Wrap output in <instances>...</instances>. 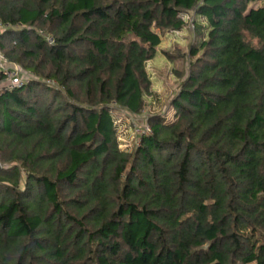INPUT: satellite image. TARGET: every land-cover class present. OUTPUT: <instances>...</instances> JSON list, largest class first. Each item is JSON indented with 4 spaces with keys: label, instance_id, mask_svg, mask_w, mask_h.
I'll use <instances>...</instances> for the list:
<instances>
[{
    "label": "trees",
    "instance_id": "trees-1",
    "mask_svg": "<svg viewBox=\"0 0 264 264\" xmlns=\"http://www.w3.org/2000/svg\"><path fill=\"white\" fill-rule=\"evenodd\" d=\"M260 1L0 0L29 75H0V264H264ZM191 25L174 122L122 150L115 113L144 112L149 62Z\"/></svg>",
    "mask_w": 264,
    "mask_h": 264
},
{
    "label": "rangeland",
    "instance_id": "rangeland-1",
    "mask_svg": "<svg viewBox=\"0 0 264 264\" xmlns=\"http://www.w3.org/2000/svg\"><path fill=\"white\" fill-rule=\"evenodd\" d=\"M264 4L261 0L257 5ZM190 20L192 16H189ZM0 28V32H1ZM194 38L193 25L182 33L173 34L164 38L160 51L156 58L149 62L147 69L152 79L154 94L148 99L147 107L141 115L130 116L125 113H115L118 123V142L122 150L133 152L139 144V135L150 133L148 118L152 114L162 113L168 122H174L175 112L171 108V102L178 92L180 79L175 72L179 71L183 76L188 71V63L178 57L189 52V46ZM168 52L172 59L164 55ZM177 57V59H175ZM29 75L26 76L25 81Z\"/></svg>",
    "mask_w": 264,
    "mask_h": 264
},
{
    "label": "built area",
    "instance_id": "built-area-1",
    "mask_svg": "<svg viewBox=\"0 0 264 264\" xmlns=\"http://www.w3.org/2000/svg\"><path fill=\"white\" fill-rule=\"evenodd\" d=\"M0 28H2L0 26ZM49 44L54 43V39L47 37ZM0 75L6 76V81L8 82L9 88H15L20 86L25 82L26 75L23 74L19 66L10 64L6 57L0 53ZM51 85H56L55 82H49ZM150 131V130H149ZM148 135V133H143Z\"/></svg>",
    "mask_w": 264,
    "mask_h": 264
}]
</instances>
